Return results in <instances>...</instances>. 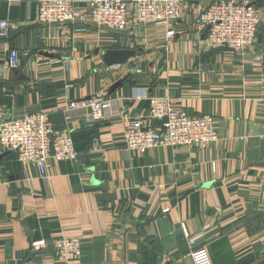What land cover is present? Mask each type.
<instances>
[{
	"label": "crops",
	"instance_id": "obj_1",
	"mask_svg": "<svg viewBox=\"0 0 264 264\" xmlns=\"http://www.w3.org/2000/svg\"><path fill=\"white\" fill-rule=\"evenodd\" d=\"M38 1L0 0V21L18 27L0 39V122L45 112L70 131L77 159H50L41 175L0 149V264H63L52 256L62 237L80 240V259L67 264H193L200 247L212 264L262 259L264 0H252L261 23L246 57L205 43L198 18L216 0H185L170 40L155 26H41ZM75 1L83 10L88 0ZM107 51L133 56L106 66ZM93 95L118 98L123 114L90 125L82 109L66 112ZM152 97L212 115L217 140L127 153L126 125L148 114Z\"/></svg>",
	"mask_w": 264,
	"mask_h": 264
},
{
	"label": "built area",
	"instance_id": "obj_2",
	"mask_svg": "<svg viewBox=\"0 0 264 264\" xmlns=\"http://www.w3.org/2000/svg\"><path fill=\"white\" fill-rule=\"evenodd\" d=\"M185 0H88L83 10L75 0L38 1L37 23L56 27L65 24H89L99 30L122 33L130 25L155 26L165 29V40L175 35L174 25L180 16ZM198 20L206 28L205 43L210 47L224 48L239 57L253 48L261 23V13L252 0H216L201 12ZM16 24L0 21V39H5L9 29ZM20 60L18 51H9L8 68L15 69ZM119 99L93 95L71 102L67 113L84 111L86 122L93 125L109 119L117 110ZM156 123V126H152ZM218 138L212 115H190L167 98L152 97L145 116L128 121L123 133L124 150L144 155L152 149L165 147H207ZM0 149L14 153L24 165H31L39 174L46 171L47 161H75L70 131L53 128L45 112L23 114L0 122ZM42 243H35L37 247ZM52 256L58 263L67 264L81 257L80 240L58 238L52 242ZM193 264H212L204 247L189 253Z\"/></svg>",
	"mask_w": 264,
	"mask_h": 264
},
{
	"label": "water",
	"instance_id": "obj_3",
	"mask_svg": "<svg viewBox=\"0 0 264 264\" xmlns=\"http://www.w3.org/2000/svg\"><path fill=\"white\" fill-rule=\"evenodd\" d=\"M131 56H133V52L131 51H107L102 56V59L106 66H111L115 64H124ZM119 85L120 84H115L111 90L119 87ZM254 264H264V257Z\"/></svg>",
	"mask_w": 264,
	"mask_h": 264
},
{
	"label": "trees",
	"instance_id": "obj_4",
	"mask_svg": "<svg viewBox=\"0 0 264 264\" xmlns=\"http://www.w3.org/2000/svg\"><path fill=\"white\" fill-rule=\"evenodd\" d=\"M256 5V4H255ZM257 6V5H256Z\"/></svg>",
	"mask_w": 264,
	"mask_h": 264
}]
</instances>
